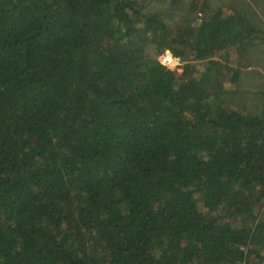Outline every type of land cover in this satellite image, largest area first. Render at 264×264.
I'll return each mask as SVG.
<instances>
[{
    "label": "trees",
    "instance_id": "16d2710c",
    "mask_svg": "<svg viewBox=\"0 0 264 264\" xmlns=\"http://www.w3.org/2000/svg\"><path fill=\"white\" fill-rule=\"evenodd\" d=\"M253 26L222 0H0V264H264Z\"/></svg>",
    "mask_w": 264,
    "mask_h": 264
},
{
    "label": "rangeland",
    "instance_id": "374dc122",
    "mask_svg": "<svg viewBox=\"0 0 264 264\" xmlns=\"http://www.w3.org/2000/svg\"><path fill=\"white\" fill-rule=\"evenodd\" d=\"M222 1L226 13L245 12L246 19L257 30L255 33L257 39H254L253 45L246 49L245 60L242 63L248 67L241 69L243 73L239 77L244 96H237L235 99L245 111L259 114L262 97L256 92L264 91V0H252L253 8H250L245 0ZM196 67L201 69L200 63H197Z\"/></svg>",
    "mask_w": 264,
    "mask_h": 264
},
{
    "label": "built area",
    "instance_id": "2783aa9c",
    "mask_svg": "<svg viewBox=\"0 0 264 264\" xmlns=\"http://www.w3.org/2000/svg\"><path fill=\"white\" fill-rule=\"evenodd\" d=\"M239 264H245L244 262H242V263H239Z\"/></svg>",
    "mask_w": 264,
    "mask_h": 264
}]
</instances>
